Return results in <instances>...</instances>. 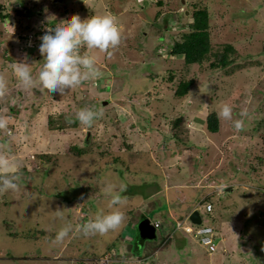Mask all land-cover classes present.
I'll return each mask as SVG.
<instances>
[{
  "label": "rangeland",
  "instance_id": "374dc122",
  "mask_svg": "<svg viewBox=\"0 0 264 264\" xmlns=\"http://www.w3.org/2000/svg\"><path fill=\"white\" fill-rule=\"evenodd\" d=\"M201 9L210 14L214 50L226 44L236 50L226 70H212L211 62L186 68L183 57L170 53V42ZM75 14H110L120 28L117 47L81 49L96 57L99 75L63 94L38 84L23 89L13 61L27 54L35 73L47 22ZM0 76L8 80L0 116L9 122L0 130V150L22 163L19 191L0 192V264H239L240 258V264H264V0H0ZM183 77L192 87L175 98ZM224 104L232 107V120L218 115L220 130L210 135L207 116ZM84 107L100 113L91 125L75 119ZM180 116L186 128L179 129L178 144L171 124ZM236 119L244 122L239 130ZM117 158L125 165L115 164ZM103 166L110 174L101 172ZM115 167L121 176L111 174ZM103 183L117 191L124 186L117 206L124 221L105 234L84 235L81 226L91 219L83 208H90L92 219L99 201L100 213L112 210ZM204 196V204L216 207L213 213L203 209L202 225L214 227L211 236L221 248L209 253L183 229L182 249L174 238L163 248L170 209L184 221L187 206ZM146 218L160 226L155 239L139 246L138 225ZM68 225V235L57 241ZM153 249H160L159 258L139 259Z\"/></svg>",
  "mask_w": 264,
  "mask_h": 264
},
{
  "label": "clouds",
  "instance_id": "9594fccd",
  "mask_svg": "<svg viewBox=\"0 0 264 264\" xmlns=\"http://www.w3.org/2000/svg\"><path fill=\"white\" fill-rule=\"evenodd\" d=\"M22 6L26 9L29 8L25 3ZM49 16L53 17L55 21L54 16ZM121 38V31L116 18L110 14L92 15L85 19H81L78 14H75L68 19H61L52 24L47 22L43 34L39 37L38 51L43 57L39 69L34 73L32 67L34 62L25 54L21 60L13 61L11 65L12 74L17 83L25 90L33 89L38 84L43 90L47 89L49 92L63 94L66 90L80 85L82 81L99 75L96 57L88 52L82 53V47L108 51L117 47ZM7 91L8 80L4 76H0V96H4ZM99 115L100 113L93 108L84 107L75 113V119L82 125H91ZM218 115L225 120H232L233 109L229 104H224ZM243 115L245 114L242 112L241 116ZM69 122L72 121L69 120ZM243 123L242 119L233 121L237 130L243 127ZM8 127V119L0 116V130H8ZM21 168L22 163L16 159L10 150H0V192L19 191L21 185L18 181L21 179L19 174ZM123 190V185L117 191L112 184H106L105 192L110 197L109 207L112 210L107 213H100L101 202L99 201L96 205L97 215L94 219L91 217L92 212L86 211L91 220L81 226L84 235L105 234L121 226L124 221V213L117 206L123 202L120 194ZM205 200L194 207L184 221L178 219V222L181 224L188 220L190 222V215L194 211L200 212L204 222L203 209L206 210V205L211 204L213 209L216 207L209 201L204 204ZM191 225L196 226L192 222L183 227L192 228ZM70 230L71 225L63 227L56 234L55 239L57 241L63 240ZM104 261L108 262L109 260Z\"/></svg>",
  "mask_w": 264,
  "mask_h": 264
},
{
  "label": "trees",
  "instance_id": "16d2710c",
  "mask_svg": "<svg viewBox=\"0 0 264 264\" xmlns=\"http://www.w3.org/2000/svg\"><path fill=\"white\" fill-rule=\"evenodd\" d=\"M2 18H5V15H1ZM184 32H182L179 35V39L178 40H172V42H170V48H171V54H173L174 56H180L184 58V66L186 68L188 67H192L194 65H202L204 64V62H211L210 66L212 68V70H217V69H223L226 70L228 68V66H230L233 61L236 60V58H232V55L236 53L235 48L233 47V45L231 44H226L223 45L221 49H218L217 51L214 50L212 44H211V39H210V33H209V28H210V14L208 12V10L206 9H201L198 10L196 13V17L194 18L193 22L190 23L189 25H187L186 27H184ZM25 37V36H23ZM226 72V71H225ZM193 82H187L185 81L184 77L181 80L177 91L174 93V97L176 98H182L184 96H186V94L190 91V88L192 87ZM49 125H50V130H55V119L53 116H50L49 118ZM69 121V120H68ZM185 121L186 118L184 116H180L177 119L172 121V129H174V136L173 138L176 139V142L178 144L183 143L182 140L179 139V129H181L182 127L185 126ZM77 121L74 122V124H76ZM262 124L264 127V115H262ZM184 129V128H182ZM188 129V128H187ZM220 130V124H219V116L216 112L210 113L207 116V120H206V132H208L210 135H214L216 133H218ZM262 136H263V142H264V129L262 132ZM186 145H189V142L185 143ZM84 145L87 146L88 143L84 142ZM174 153H178V152H182L177 151L175 152V150H173ZM121 160V161H120ZM122 161V159H115V164H120ZM124 164L125 163H121ZM114 170L118 171V175L121 176V170H119L118 167H115V169L111 170V174ZM109 168L107 169V167H102L101 172H103L104 174H107L106 172L109 173ZM126 173L130 172V169H126L124 170ZM110 174V173H109ZM103 177V176H102ZM118 180L120 178H117ZM104 184V183H103ZM106 184H104L105 186ZM209 196H207L208 198ZM206 198V199H207ZM85 211H89L90 208H83ZM214 212V209L211 211ZM177 221H174L171 223V229L170 231H173L174 229H176L177 226ZM181 230V229H179ZM186 232V231H185ZM195 232V231H194ZM193 232V233H194ZM186 233H190L186 232ZM194 235V234H193ZM195 236V235H194ZM171 238H173V236H171L168 240H166L163 243V248L164 247H169L171 245ZM212 238L213 243L215 244V250L214 251H210L208 249L207 246L203 245L202 242L199 239V242L206 247V249L209 251V253H215L217 252L221 247L218 246L217 244V239ZM220 239V238H219ZM141 243H139L138 245L140 246ZM157 249H153V251L151 252L152 254L156 251ZM150 253V254H151ZM105 252L101 255V257H104ZM148 255V254H147ZM144 257V256H143ZM139 259H142V257H139Z\"/></svg>",
  "mask_w": 264,
  "mask_h": 264
},
{
  "label": "bare ground",
  "instance_id": "6f19581e",
  "mask_svg": "<svg viewBox=\"0 0 264 264\" xmlns=\"http://www.w3.org/2000/svg\"><path fill=\"white\" fill-rule=\"evenodd\" d=\"M207 198V196H204V197H202V199H200L199 200V202H198V204H200V203H202L205 199ZM197 204V205H198ZM196 205V206H197ZM195 206V207H196ZM213 210V209H212ZM212 210H210L209 212H211ZM203 220V219H202ZM191 221V220H190ZM140 224L138 225V227L140 226V228H139V230H138V235H137V240H136V242H137V244H139V243H142L143 242V240L144 239H148V240H152V239H155L156 238V234H157V229L159 228V226H160V224L159 223H152L151 221H149V219H143L142 221H140L139 222ZM145 224H149L152 228H154V230H155V236L153 237V238H145V237H143L142 236V232H141V228L145 225ZM203 224V223H202ZM202 224H195L197 227H198V229H200V228H203L204 227V225H202ZM179 224H177V226H176V229H174L173 231H170V229L171 228H169L168 229V232H170V237L171 236H173V238L174 237H176V235L178 234V231H180L179 229H181V228H179V226H178ZM208 228H210V231L206 234V236L207 237H209L210 239H211V241H212V238H211V234L213 233V231H214V227L213 226H211V225H208ZM197 231V230H196ZM196 231L194 232V235H196ZM163 234H165V231H164V229H163ZM186 232H189V231H186ZM199 238H200V241H202L201 240V237L199 236ZM164 239V241H163V243L166 241V240H168L169 239V237H166V238H163ZM162 243V244H163ZM212 243H213V241H212ZM213 245H214V247H215V244L213 243ZM208 247V246H207ZM208 249H209V247H208ZM160 250V249H159ZM159 250H156L153 254L151 253H148V255H146V256H144V257H142V259L143 258H146L145 259V262H147V261H152V260H150L151 259V256H152V258L154 257V255H156V254H158V251ZM210 250V249H209ZM214 250H215V248H214ZM214 250H210V251H214Z\"/></svg>",
  "mask_w": 264,
  "mask_h": 264
},
{
  "label": "built area",
  "instance_id": "2783aa9c",
  "mask_svg": "<svg viewBox=\"0 0 264 264\" xmlns=\"http://www.w3.org/2000/svg\"><path fill=\"white\" fill-rule=\"evenodd\" d=\"M213 209V206L211 204H207L206 205V210L209 212L210 210ZM177 224H179V228L184 229L185 231H190V232H194L196 231V238H198L199 236L201 237V242L203 245L208 246L210 250H214V245L211 241V239L209 237L206 236V234L210 231V228H208V226H205L203 228L198 229L197 226H194V228H184L183 225L181 224V222H178Z\"/></svg>",
  "mask_w": 264,
  "mask_h": 264
},
{
  "label": "water",
  "instance_id": "95a60500",
  "mask_svg": "<svg viewBox=\"0 0 264 264\" xmlns=\"http://www.w3.org/2000/svg\"><path fill=\"white\" fill-rule=\"evenodd\" d=\"M53 2L61 3L63 2V0H53ZM186 14H189V12H187ZM228 190H231V188H228ZM190 220L193 222V224H197V225L203 223V220H202V217L199 211H194L190 215ZM141 232H142V236L145 238H153L155 236V230L149 224H145L141 228Z\"/></svg>",
  "mask_w": 264,
  "mask_h": 264
},
{
  "label": "crops",
  "instance_id": "0c3cea01",
  "mask_svg": "<svg viewBox=\"0 0 264 264\" xmlns=\"http://www.w3.org/2000/svg\"><path fill=\"white\" fill-rule=\"evenodd\" d=\"M195 191V190H194ZM185 197V196H184ZM185 199H186V197H185ZM195 199V198H194ZM193 199V197L192 196H190L188 199H186V200H190V202L192 201V200H194ZM188 207V210L190 209V210H192L193 208V206L191 207V204H189V206H187ZM180 213V211H178L177 209L175 210V211H173V209H170V212H169V216L171 217L170 218V220H171V222H173V221H175V220H177V219H179L180 220V216H178V214ZM182 215H186V212L185 213H183ZM186 217H187V215H186ZM164 227H166V224H165V226ZM171 227V226H170ZM129 229H131V228H129ZM169 229V228H168ZM223 229H224V227H223ZM180 236L177 234L176 235V237H174V239H176V244H179V247H180V249H182V247H183V245L181 246L180 245V243H178V242H180V241H182V239H180L179 238ZM231 241H233L232 239H230V243H231ZM235 242H236V240H234ZM222 243H223V241H222ZM225 243H227L226 244V246L228 245V243L229 242H225ZM229 243V244H230ZM163 249V248H162ZM159 252V251H158ZM157 257L159 258V256H158V254H156V255H154V257L152 258V256H151V259L150 260H153V259H157ZM243 261H245L244 259H241L240 258V260H239V264L241 263V262H243Z\"/></svg>",
  "mask_w": 264,
  "mask_h": 264
}]
</instances>
